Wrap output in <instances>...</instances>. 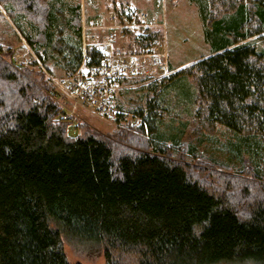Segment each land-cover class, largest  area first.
Here are the masks:
<instances>
[{
    "label": "trees",
    "instance_id": "trees-1",
    "mask_svg": "<svg viewBox=\"0 0 264 264\" xmlns=\"http://www.w3.org/2000/svg\"><path fill=\"white\" fill-rule=\"evenodd\" d=\"M40 1L0 5L28 21L32 35L17 29L39 59L48 49L62 75L71 73L81 60L79 6L66 21L76 39L59 50L54 8L63 1ZM253 16L255 31L242 3L214 19L204 29L210 54L186 71L196 75L206 123L240 134V150L252 153L255 182L189 166L142 133L58 118L44 74L16 67L13 51L0 48V264H73L64 241L101 252L105 264H264V180L249 137L264 136V50L249 40L264 32V0ZM146 108L141 128L152 133L157 100Z\"/></svg>",
    "mask_w": 264,
    "mask_h": 264
},
{
    "label": "rangeland",
    "instance_id": "rangeland-1",
    "mask_svg": "<svg viewBox=\"0 0 264 264\" xmlns=\"http://www.w3.org/2000/svg\"><path fill=\"white\" fill-rule=\"evenodd\" d=\"M46 1L41 0L40 2L46 4ZM60 1H63L62 6L58 5L54 8L56 23L53 30V42L59 50L66 46V41L70 43L76 39L73 28L70 29L66 23L72 16L75 6H79L80 32L83 21L88 26L99 24L100 18H106L112 10L134 7L148 12L164 13L167 67L172 73L156 82L138 86L128 85L129 87L120 94V101L124 102L126 112L136 114V111H141L143 113L139 117L141 120L147 116V103L157 100L159 109L156 114L158 116L153 120L152 133L148 128L144 129L143 127L142 129L134 119L130 124L121 128H114L94 116L83 115L82 121L104 133L112 132L114 129L142 133L144 139L150 140L153 144L157 143L167 147L173 156L189 166L205 169L210 174L212 172L224 177L237 178V181L240 179L254 181L253 178L247 176L246 171L247 158L252 153L246 151L244 147L240 150V134L236 135L221 125L206 123L204 104L198 98L196 75L186 70L187 67L211 52L210 45L204 37V29L210 28L214 19L232 14L238 4L242 3L246 6L251 14L246 30L255 31L259 28L260 25L253 16L255 0H202L203 12L208 18L205 24L201 19L200 0H153L154 7L151 9V3L146 0ZM7 12L6 7L0 5V48L3 51H23L25 50L24 34L17 29L16 24L21 25L26 34L32 35L33 31L25 18L18 15L8 18ZM92 31L89 30L87 33H92ZM95 32L100 36L106 34L101 30ZM249 40L253 41L258 49L264 50V32ZM39 55L43 65L52 72L50 74L62 76L61 66L59 63H55L50 50L41 48ZM54 56L56 57V54ZM178 72L179 74H176ZM151 85H155L153 86L155 88L149 91ZM128 119L130 118H126V120ZM249 137L257 138L254 142V139L251 140L253 149L257 153L255 157L252 156L251 160L264 180V136L250 135ZM221 165L224 167H220ZM208 175H205L203 179L208 178ZM257 184L260 183L257 182ZM64 251L68 261L73 264H105L101 252L77 246L74 242L64 241Z\"/></svg>",
    "mask_w": 264,
    "mask_h": 264
},
{
    "label": "built area",
    "instance_id": "built-area-1",
    "mask_svg": "<svg viewBox=\"0 0 264 264\" xmlns=\"http://www.w3.org/2000/svg\"><path fill=\"white\" fill-rule=\"evenodd\" d=\"M89 30L92 33H87ZM99 30L106 34L100 36L95 32ZM164 35L163 12L128 7L110 11L99 24L88 26L83 21L81 60L71 73L54 76L47 72L21 37L25 50L13 51L11 61L16 67L44 74L51 85L47 95L58 104L62 120L82 121L83 115H88L114 128L133 119L141 125L138 115L126 112L120 94L128 85L156 82L172 73L167 67Z\"/></svg>",
    "mask_w": 264,
    "mask_h": 264
},
{
    "label": "crops",
    "instance_id": "crops-1",
    "mask_svg": "<svg viewBox=\"0 0 264 264\" xmlns=\"http://www.w3.org/2000/svg\"><path fill=\"white\" fill-rule=\"evenodd\" d=\"M146 2H150V3H151V7H150V9L154 7L153 0H146ZM145 4H146V3H145ZM80 48H81V47H80Z\"/></svg>",
    "mask_w": 264,
    "mask_h": 264
},
{
    "label": "bare ground",
    "instance_id": "bare-ground-1",
    "mask_svg": "<svg viewBox=\"0 0 264 264\" xmlns=\"http://www.w3.org/2000/svg\"><path fill=\"white\" fill-rule=\"evenodd\" d=\"M81 49V48H80ZM38 56V55H37ZM11 58V57H10ZM79 65V64H78ZM77 67V66H76ZM76 69V68H75Z\"/></svg>",
    "mask_w": 264,
    "mask_h": 264
}]
</instances>
